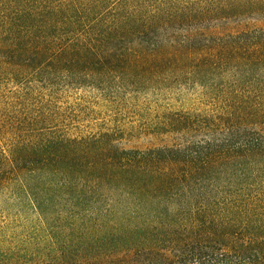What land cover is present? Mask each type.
I'll list each match as a JSON object with an SVG mask.
<instances>
[{"label": "trees", "instance_id": "obj_1", "mask_svg": "<svg viewBox=\"0 0 264 264\" xmlns=\"http://www.w3.org/2000/svg\"><path fill=\"white\" fill-rule=\"evenodd\" d=\"M256 12L264 13V0H0V53L26 88L114 96L194 70L197 60L200 71L231 63L264 71V28L215 25ZM173 122L189 137L212 132ZM230 122L219 126L240 137L232 143L124 149L108 132L15 141L0 152V191L24 195L45 218L54 198H67L64 213L90 224L43 253L45 261L0 255V264H264L253 200L260 194L248 187V167L264 158V133L233 134ZM228 166L240 169L233 191L218 185Z\"/></svg>", "mask_w": 264, "mask_h": 264}, {"label": "rangeland", "instance_id": "obj_2", "mask_svg": "<svg viewBox=\"0 0 264 264\" xmlns=\"http://www.w3.org/2000/svg\"><path fill=\"white\" fill-rule=\"evenodd\" d=\"M256 13L215 25L222 32L264 28V13ZM201 61L189 65L199 68ZM2 62L0 53V152L15 141L81 138L105 132L113 134L115 143L124 149L170 147L186 141L235 142L240 137H229L227 127L219 126L225 120H231L233 134L244 129L264 133L263 70L240 71L233 63L223 72L196 68L159 78L137 91L106 96L90 88L49 91L36 84L26 88L19 76L6 72ZM173 121L183 126L198 122L212 132L189 137ZM248 169V187L260 194L253 195L254 214L264 224V158ZM239 170L226 167L218 179L219 187L236 189ZM61 199H53L52 212L45 218L24 195L0 191V255L38 263L45 261L43 253H55L67 239L78 238L79 227L90 223L64 213L70 200ZM124 217L123 211L117 215L118 220ZM259 233L264 235V231Z\"/></svg>", "mask_w": 264, "mask_h": 264}]
</instances>
